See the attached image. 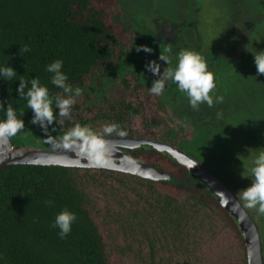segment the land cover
<instances>
[{"label": "trees", "instance_id": "1", "mask_svg": "<svg viewBox=\"0 0 264 264\" xmlns=\"http://www.w3.org/2000/svg\"><path fill=\"white\" fill-rule=\"evenodd\" d=\"M117 8L118 0H0V67L17 73L9 81L0 76V102L24 121L16 136L44 135L16 92L19 80L36 77L50 95H65L46 71L61 60L66 83L81 95L74 96L69 117H60L53 104V137L76 123L98 133L104 129L98 124L115 123L125 137L175 148L190 142L191 129L163 101L170 81L162 95L151 94L157 77L123 51L130 36L113 21ZM129 152L168 172L170 182L107 170L6 167L0 174V264H247L237 222L209 189L162 151ZM65 208L76 220L62 239L52 225Z\"/></svg>", "mask_w": 264, "mask_h": 264}, {"label": "rangeland", "instance_id": "2", "mask_svg": "<svg viewBox=\"0 0 264 264\" xmlns=\"http://www.w3.org/2000/svg\"><path fill=\"white\" fill-rule=\"evenodd\" d=\"M261 2L264 0H118L113 16L114 23L130 36L123 51L142 65L155 60L167 67L158 59L164 55L174 66L181 49L204 57L214 73L215 89L210 95L214 100L222 96L223 102L213 107L202 103L199 110H193L186 94L171 81L163 101L191 129L190 142L181 143L178 149L208 165L243 206L239 191L251 185L250 161L257 149L264 148V75H257L253 56L264 51ZM137 45H146L152 52H137ZM96 128L104 127L98 124ZM38 136L17 142L35 145ZM247 212L259 228L264 257V215L256 209Z\"/></svg>", "mask_w": 264, "mask_h": 264}, {"label": "clouds", "instance_id": "3", "mask_svg": "<svg viewBox=\"0 0 264 264\" xmlns=\"http://www.w3.org/2000/svg\"><path fill=\"white\" fill-rule=\"evenodd\" d=\"M135 50L149 54L152 52V49L146 45H137ZM22 51L28 52L30 49L24 46ZM253 56L257 75H264V51H259ZM158 59L167 65L162 72L160 64L155 60L145 65V69L157 77L149 88L151 94L162 95L166 82L171 81L177 85L181 93L186 94L193 110H199V105L202 103L213 107L214 103L223 102L222 96H216L214 100L210 95L215 89L214 73L208 70L204 57L198 52L181 49L177 53V62L174 66L164 55H159ZM62 66L63 62L56 60L47 65L46 71L52 74L51 84L62 89L65 95H50L48 88L42 85L36 77L30 80L21 78L16 92L19 98L26 100L28 109H31L33 113L31 123L39 126L44 136L56 148L71 150L75 157L86 160L96 168H108L113 154L108 148L106 136H111L114 132L119 136L126 135L123 131H117L119 127L117 124L105 126L102 133L95 132L88 126H81L79 123L59 137H52L49 132V126L53 125L56 120L53 104L58 109L60 117H69L75 104L74 96L81 95L80 89H75L73 93V88L66 83L68 77L61 70ZM16 75L12 67H0V76L4 80H12ZM0 110H6V119L0 120V138L14 137L24 129V121L17 118L11 104L7 103L5 107L4 103L0 102ZM21 115L23 116L24 113L22 112ZM52 131H55V128ZM257 150V154L250 161L251 185L240 190L239 195L244 201L245 208L256 209L259 215H264V148ZM45 203L51 205L52 202L45 201ZM75 220L76 215L65 208L56 215L52 227L59 228V236L63 239L70 233L71 225Z\"/></svg>", "mask_w": 264, "mask_h": 264}, {"label": "water", "instance_id": "4", "mask_svg": "<svg viewBox=\"0 0 264 264\" xmlns=\"http://www.w3.org/2000/svg\"><path fill=\"white\" fill-rule=\"evenodd\" d=\"M28 134L11 138H0V174L6 167L16 165L56 166L107 170L129 174L153 182H170L168 172L139 162L129 151L149 147L162 151L175 164L185 169L194 180L201 182L216 198L217 203L237 222L243 235L247 264H264L259 228L231 189L212 171L197 160L165 142L125 136H106L108 148L112 152V162L108 168H96L82 158L75 157L71 150L56 148L44 135H39L35 145H20L17 140Z\"/></svg>", "mask_w": 264, "mask_h": 264}]
</instances>
